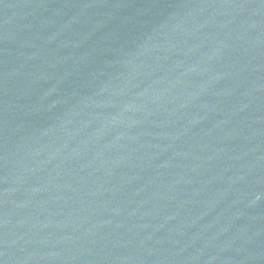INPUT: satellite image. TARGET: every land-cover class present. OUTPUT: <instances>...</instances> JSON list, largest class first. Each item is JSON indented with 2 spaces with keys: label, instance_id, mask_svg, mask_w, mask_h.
Wrapping results in <instances>:
<instances>
[{
  "label": "water",
  "instance_id": "obj_1",
  "mask_svg": "<svg viewBox=\"0 0 264 264\" xmlns=\"http://www.w3.org/2000/svg\"><path fill=\"white\" fill-rule=\"evenodd\" d=\"M0 264H264V0H0Z\"/></svg>",
  "mask_w": 264,
  "mask_h": 264
}]
</instances>
